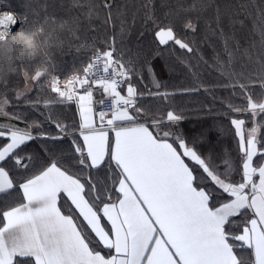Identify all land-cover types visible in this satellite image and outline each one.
<instances>
[{"label": "snow or ice", "instance_id": "1", "mask_svg": "<svg viewBox=\"0 0 264 264\" xmlns=\"http://www.w3.org/2000/svg\"><path fill=\"white\" fill-rule=\"evenodd\" d=\"M63 7L0 0V264H264V4L258 39L218 6ZM192 95L234 151L183 129Z\"/></svg>", "mask_w": 264, "mask_h": 264}, {"label": "trees", "instance_id": "2", "mask_svg": "<svg viewBox=\"0 0 264 264\" xmlns=\"http://www.w3.org/2000/svg\"><path fill=\"white\" fill-rule=\"evenodd\" d=\"M17 5L21 0H13ZM53 3L63 4V8H57V14L64 19H68L69 15H76L81 18L82 24H87L88 20L85 19L84 13L87 11L86 5L88 3H99L100 0H80V4L85 5L84 8L73 7L71 0H52ZM151 2L155 5L157 13H163L165 11L180 12L182 15L186 14L185 10L192 9L190 15H200L202 17H211L214 15L216 7L228 15L235 16L240 13L242 18H245L244 33L250 37H256L254 32V25L252 23V17L258 15V6L264 4V0H116L119 6L115 11L123 12L126 18L130 19L135 13L139 18L145 11L142 7L144 4ZM195 8L193 9V4ZM163 4L165 7H160ZM245 4L246 9L241 10L238 6ZM70 10V11H69ZM93 24H101L102 18H92ZM239 27V25H237ZM94 38V34L88 31L83 32L82 40H91ZM219 47V45H217ZM202 50L205 51L206 58L211 63L210 53L211 48L206 45H202ZM14 55V54H10ZM65 60H71V55L64 56ZM0 66H6V58L3 54H0ZM177 73L172 77L170 87H180L186 84H190L191 80L188 77L183 76L182 69L177 65ZM165 80L168 79V74L165 73ZM148 83V81H145ZM20 87H23V83H20ZM149 87L151 85L149 84ZM205 100L203 96H178L175 100V107L182 110L185 113V120L182 127L189 133H198L200 131H206L208 137L217 143V146H222L229 152H232L236 148L235 141L232 139V130L227 121L221 119L215 112L209 113L207 106L202 103Z\"/></svg>", "mask_w": 264, "mask_h": 264}]
</instances>
